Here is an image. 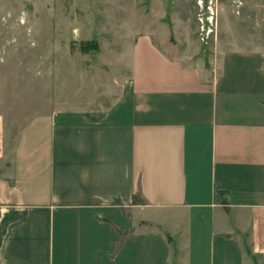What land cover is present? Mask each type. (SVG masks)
Instances as JSON below:
<instances>
[{"label":"crops","instance_id":"1","mask_svg":"<svg viewBox=\"0 0 264 264\" xmlns=\"http://www.w3.org/2000/svg\"><path fill=\"white\" fill-rule=\"evenodd\" d=\"M151 48L94 111L0 116V264H264V56Z\"/></svg>","mask_w":264,"mask_h":264},{"label":"rangeland","instance_id":"2","mask_svg":"<svg viewBox=\"0 0 264 264\" xmlns=\"http://www.w3.org/2000/svg\"><path fill=\"white\" fill-rule=\"evenodd\" d=\"M150 46L205 66L226 52L264 56V0H0L6 147L31 117L116 96Z\"/></svg>","mask_w":264,"mask_h":264}]
</instances>
